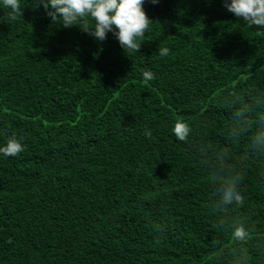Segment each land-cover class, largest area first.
Wrapping results in <instances>:
<instances>
[{
  "label": "trees",
  "instance_id": "obj_1",
  "mask_svg": "<svg viewBox=\"0 0 264 264\" xmlns=\"http://www.w3.org/2000/svg\"><path fill=\"white\" fill-rule=\"evenodd\" d=\"M21 7L0 5V147L23 146L0 154V264H264V156L227 132L233 100L264 105V29L224 0H146L125 52ZM237 177L243 203L215 208Z\"/></svg>",
  "mask_w": 264,
  "mask_h": 264
},
{
  "label": "clouds",
  "instance_id": "obj_2",
  "mask_svg": "<svg viewBox=\"0 0 264 264\" xmlns=\"http://www.w3.org/2000/svg\"><path fill=\"white\" fill-rule=\"evenodd\" d=\"M158 4L159 0H151ZM211 3V0H208ZM146 0H35V6L41 5L52 22H59L63 27L79 26L92 38L103 42L111 33L125 52L140 50L138 40L149 30L152 20L144 10ZM3 8L9 9L8 21L14 22L22 16L21 0H0ZM225 8L236 17L243 19L249 27L258 26L264 29V0H224ZM89 20L94 21L89 26ZM161 56H168L169 49L159 50ZM144 81L153 80L150 70L141 73ZM233 108L231 124L228 127V136L236 141L247 137L248 151L254 155L264 156V105L253 104L244 106L238 99L231 102ZM255 129L252 132V129ZM172 132L180 141H186L191 128L182 120L174 123ZM251 133V134H250ZM144 135L151 138V130H145ZM23 151L20 140L15 136L0 147V154L4 156H17ZM241 178L235 182L222 185L218 192L219 200L215 208L223 209L228 206L241 205L243 195L238 188ZM223 224V222H221ZM232 235L241 244L248 241L249 232L243 223L233 226ZM242 250H237L233 256L232 264H245L244 259H236Z\"/></svg>",
  "mask_w": 264,
  "mask_h": 264
}]
</instances>
